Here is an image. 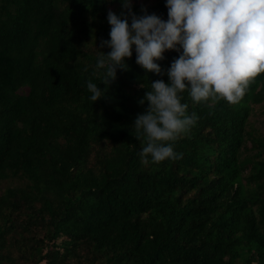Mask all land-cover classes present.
<instances>
[{"label": "trees", "instance_id": "trees-1", "mask_svg": "<svg viewBox=\"0 0 264 264\" xmlns=\"http://www.w3.org/2000/svg\"><path fill=\"white\" fill-rule=\"evenodd\" d=\"M165 2L132 10L167 20ZM109 9L120 0H0V264H264V134L249 119L264 73L238 105L184 92L200 119L183 158L145 166L138 101L179 53L156 75L133 50L92 102Z\"/></svg>", "mask_w": 264, "mask_h": 264}, {"label": "clouds", "instance_id": "clouds-1", "mask_svg": "<svg viewBox=\"0 0 264 264\" xmlns=\"http://www.w3.org/2000/svg\"><path fill=\"white\" fill-rule=\"evenodd\" d=\"M120 3L119 14L107 12L109 39L99 47L110 51H100L93 71L105 87L89 80V99L105 96L117 69H128L133 50L136 64L156 75L163 74L157 61L165 51L179 53L167 69L168 81H152L144 92L138 103L147 101V107L133 121L142 164L175 162L183 158L174 150L176 142L188 137L200 119L188 113L183 93L210 108L222 100L238 105L264 73V0H166L167 20L143 6L142 14H135L132 0ZM139 86L145 88L143 82Z\"/></svg>", "mask_w": 264, "mask_h": 264}, {"label": "rangeland", "instance_id": "rangeland-1", "mask_svg": "<svg viewBox=\"0 0 264 264\" xmlns=\"http://www.w3.org/2000/svg\"><path fill=\"white\" fill-rule=\"evenodd\" d=\"M260 110V104L254 105V109L252 110L249 119L254 124V126L258 128L262 134H264V114L260 112Z\"/></svg>", "mask_w": 264, "mask_h": 264}]
</instances>
